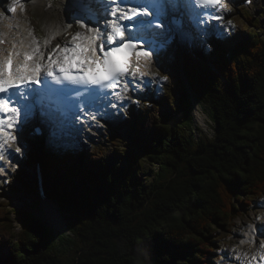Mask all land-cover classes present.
<instances>
[{
	"label": "trees",
	"instance_id": "1",
	"mask_svg": "<svg viewBox=\"0 0 264 264\" xmlns=\"http://www.w3.org/2000/svg\"><path fill=\"white\" fill-rule=\"evenodd\" d=\"M244 18L253 28H240L228 56L215 51L205 59L185 47L184 79L172 88L185 121H162L148 110L136 115L124 168L104 169L100 156L82 150L45 156L43 177L57 172L83 186L78 196L72 188L61 194L77 199L79 216L59 209L74 257L61 254L59 238L50 241L38 217L0 204V264H213L218 230L264 195V37L252 14ZM193 100L209 107L212 137H194ZM79 155L78 171L68 163ZM146 161L158 167L148 185L140 181Z\"/></svg>",
	"mask_w": 264,
	"mask_h": 264
},
{
	"label": "snow or ice",
	"instance_id": "2",
	"mask_svg": "<svg viewBox=\"0 0 264 264\" xmlns=\"http://www.w3.org/2000/svg\"><path fill=\"white\" fill-rule=\"evenodd\" d=\"M192 2L73 0V19H79V27L87 34L76 31L63 48L57 45L47 53L49 63H41L45 52L31 29L19 41V49L15 42L7 49V55L0 49V160L4 159L3 152L10 147V142L17 139L13 133L22 135L25 126L38 116L46 124L49 137L57 140L71 134L74 121L83 110H99L105 106L109 94L106 90L123 82V90L127 92L128 83L137 80L151 83L145 81L147 76L167 81L168 76L147 70L152 63V54L155 53L157 63L162 64L174 45L194 39L192 28L197 32L207 31L199 29L198 14L193 12ZM194 2L201 8L231 11L224 0ZM245 2L251 3V0ZM94 5L101 7L97 10ZM7 10L14 13L15 4ZM176 12L181 15L170 16ZM109 16L111 19H107ZM214 18L223 20L222 15ZM85 20L87 24L83 23ZM227 23L232 25L231 20ZM4 43L0 35V45ZM49 43L50 39L43 41L45 46ZM54 53L56 59H53ZM53 65H56V71ZM42 69L46 70L42 76L44 87L40 88L35 85L41 83ZM35 131L40 133L41 129L37 127ZM20 151V147L15 148V152ZM261 229L264 234V226ZM260 260L264 261V254Z\"/></svg>",
	"mask_w": 264,
	"mask_h": 264
},
{
	"label": "rangeland",
	"instance_id": "3",
	"mask_svg": "<svg viewBox=\"0 0 264 264\" xmlns=\"http://www.w3.org/2000/svg\"><path fill=\"white\" fill-rule=\"evenodd\" d=\"M14 2L22 3L20 17L38 38L37 41L40 42L46 54L45 63H49L47 53L52 52L57 45L63 48L76 31L87 34L85 29L79 27V19H73V0H0L1 21L7 17L9 14L7 9ZM263 9L264 0H255L253 6L250 7V11H247V14L254 16V22L258 23V28L254 30L259 32L262 37H264ZM245 12H241L240 9L239 12L231 14L230 20L232 21V25L230 27L233 31L231 39L237 40V38L243 36L241 27L246 29L253 28L244 18ZM83 23L87 24L88 21L85 20ZM5 25L10 27L8 23ZM68 25H71V27H68ZM228 25L227 23L225 28ZM91 26L95 27L96 25ZM57 31L59 35H54ZM12 34L15 35V33ZM45 39H50V43L46 46L43 44ZM216 41H220L221 46L225 45L223 41L208 31L205 37L202 38L200 35H197L191 42H195L194 44L186 45L187 47L194 46L197 51H202L206 56L205 59H215L218 56L215 50H219L217 45H213ZM227 42L229 41L227 40ZM230 45L232 44L229 43L228 47H231ZM184 51L185 49L180 48V45L176 44L173 50L165 57L162 64L156 61L155 68L156 70L158 69L159 76H168L167 81H160L157 77L153 87L148 91L142 92L139 98L136 96L135 99H131L119 115H115V118L109 117L105 119V121L101 122L100 127L92 129L88 134L81 135L80 138L74 140L69 145L58 142L61 139L58 141H46L47 138L45 137V140L42 142H38L34 138L30 139L31 136H28L30 126L24 128L22 135L19 132H14L13 134L17 136V139L10 144V159L7 163L3 162L0 165V168L3 169V171H0V204H5L10 208L23 211L26 210L28 205H35L39 197V188L35 178V165H37V161L38 163H44L45 156L50 157L52 152H65L69 150L74 154L76 151L79 153L82 150L83 157L100 156L99 158L101 159H98V163L103 161V166L101 167L104 169L119 171L124 168V153L132 145V135L129 128L133 125L136 115L140 112L147 110L148 113L153 112L162 121H167L170 118L185 121L177 114V93L176 90H172L176 86V81L184 79V70L182 68ZM53 59H56L55 53L53 54ZM165 89H167V92L170 90V92L167 93ZM195 107L199 111H202L205 122L203 121L202 123L197 119H194L193 122H188L190 123L194 137L198 138L203 134L212 137L214 134V126L212 124L209 107L203 104L195 105L194 109ZM194 109L192 110L193 118ZM16 147L21 148L19 153L15 152ZM70 165L77 167L79 171L83 166L82 156L80 157L79 155L76 159V164L68 163V166ZM95 166L91 168L93 171L100 168L97 165ZM156 171H158V167L146 161L145 170L140 176V181L145 185L150 184ZM43 175L45 187L49 194L45 204H47L48 200H55L54 203L58 207L59 216L61 218L63 217L61 220H63L64 226L61 231H56L44 223L47 228L46 237L50 241H54L55 237L59 238V243L54 242L59 247L61 254L66 257H74L75 253L69 241L72 237H67L69 236V232L66 229L68 218L60 213V210L67 215L79 216L81 214V208L76 198H72L67 193L66 195L61 194L62 192H68L67 190L72 188L74 196H78L82 192L83 186L81 184H75L76 180L63 179L57 172L50 176ZM56 195H59V197L55 198ZM242 207L243 209L238 212L239 214L232 219V225L230 227L218 230V235L222 241H216L215 243L216 247L211 254L213 264H237L236 260H243L255 264L261 253H263L264 247H262V240L259 239L260 236L255 232V227H258V225L264 226V195L251 201L248 206ZM10 218L13 220L16 231L20 223L16 220L15 215H11ZM252 231L253 239L250 238L251 243L248 244L252 249H244L246 246H242V244L246 243V239L248 238L246 235H251ZM258 245L262 248L257 247ZM254 247H256L255 251L257 254L252 252ZM3 249L7 251V248L4 247ZM254 256L256 257L255 260L252 259Z\"/></svg>",
	"mask_w": 264,
	"mask_h": 264
},
{
	"label": "bare ground",
	"instance_id": "4",
	"mask_svg": "<svg viewBox=\"0 0 264 264\" xmlns=\"http://www.w3.org/2000/svg\"><path fill=\"white\" fill-rule=\"evenodd\" d=\"M229 9H231V8H229ZM18 13H20V12L18 11ZM108 18L111 19L110 16ZM10 19H11V17H8L6 19V22H9ZM11 23L13 26H15L14 27V29L16 30L15 35H17V37H18V39L15 41L19 42L21 39H23L24 37L27 36V32H28L29 28L23 19H21V18L18 19L16 14L14 15V19L11 21ZM9 28H10L9 26L5 25L4 33L8 32ZM12 36H13V34L10 35V37H12ZM28 39L30 40L31 37H29ZM53 69L57 70L55 65H53ZM195 105H199V104L193 100L192 101V110L194 109ZM194 119H197V120L201 121L202 123L204 121L203 116H202V111H199L197 109V107H195V109H194V118H193V112H192V122ZM35 123H39L38 118L35 120ZM89 124H91V123H89ZM28 125H26V126H28ZM86 133L87 132H85V131L82 132L79 136H77V138H80L81 135H84ZM41 219L44 223H46L50 227L54 228L56 231H61V229L64 227L63 226V220H61L62 218H61V216H59L58 207L55 205V203L52 200L49 203L47 202V204H45L44 209H43L42 214H41ZM263 252H264V250H263ZM236 263L237 264H252V263L244 262L243 260H236Z\"/></svg>",
	"mask_w": 264,
	"mask_h": 264
},
{
	"label": "water",
	"instance_id": "5",
	"mask_svg": "<svg viewBox=\"0 0 264 264\" xmlns=\"http://www.w3.org/2000/svg\"><path fill=\"white\" fill-rule=\"evenodd\" d=\"M61 213V212H60Z\"/></svg>",
	"mask_w": 264,
	"mask_h": 264
}]
</instances>
